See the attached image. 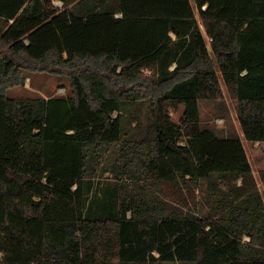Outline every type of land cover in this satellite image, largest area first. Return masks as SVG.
Wrapping results in <instances>:
<instances>
[{
  "label": "trees",
  "instance_id": "trees-1",
  "mask_svg": "<svg viewBox=\"0 0 264 264\" xmlns=\"http://www.w3.org/2000/svg\"><path fill=\"white\" fill-rule=\"evenodd\" d=\"M56 1L0 0V264H264L244 144L199 110L224 84L244 138L264 141V0ZM26 70L70 94L8 97ZM111 146L116 206L91 215L86 179Z\"/></svg>",
  "mask_w": 264,
  "mask_h": 264
},
{
  "label": "rangeland",
  "instance_id": "rangeland-1",
  "mask_svg": "<svg viewBox=\"0 0 264 264\" xmlns=\"http://www.w3.org/2000/svg\"><path fill=\"white\" fill-rule=\"evenodd\" d=\"M54 3L61 6V3L56 0H54ZM23 74L25 77L23 84L8 88V97H50L66 96L70 94L68 79L65 76H56L46 72H33L27 70L24 71ZM223 88L225 92L223 98L199 100L201 124L202 126L211 129L218 137H239L242 134V131H239L236 101L228 95L224 84ZM183 107V105H180L177 110L173 108L169 109L171 119L174 122H178L180 116L182 115ZM116 113L117 112H114V115ZM238 132H240V134H238ZM241 138L243 139V144L253 170L257 173L259 170L264 169V143H251V141L245 139L244 136ZM114 153L115 149L113 146L106 150L101 163L96 167L95 174L86 179L85 200L86 205L88 206L87 208L90 207L91 215L98 214L100 212V202L108 197L111 199L110 201H112L110 210L116 206L118 182L111 176L109 171L111 158ZM257 178V181L259 180L258 187L261 190L264 199L263 186L259 177ZM236 182L238 184L240 183L239 180ZM205 187L206 184L202 181L201 185L195 189V202L200 211H204L206 209ZM243 238L244 240H249L248 236H243ZM157 264H195V262L174 260L159 261Z\"/></svg>",
  "mask_w": 264,
  "mask_h": 264
},
{
  "label": "crops",
  "instance_id": "crops-1",
  "mask_svg": "<svg viewBox=\"0 0 264 264\" xmlns=\"http://www.w3.org/2000/svg\"><path fill=\"white\" fill-rule=\"evenodd\" d=\"M191 2H192V4H194V0H191ZM206 6H207V4H205L204 6H203V8H206ZM121 14L120 13H117L116 14V16H120ZM195 15H196V18H197V20H198V22H199V24H200V20H199V17H198V14H197V9L195 8ZM201 25V24H200ZM169 36L172 38V39H175L176 38V34L173 32V31H170L169 32ZM174 66V63L172 64V66L171 67H173ZM45 98H47V97H45ZM238 124H239V122H238ZM241 130V128H240V125H239V131ZM238 134H240V132H238ZM243 134H241L239 137L241 138V137H243L242 136ZM241 140H242V142H243V139L241 138ZM251 143H264V141H255V142H251ZM246 150V149H245ZM247 153V152H246ZM248 156V155H247ZM252 171H253V174H254V176L256 177V179H258L257 177H259V175H257V173L259 172H255L254 170H253V168H252ZM258 183H259V180L257 181ZM240 184V183H239ZM1 251H0V258H1Z\"/></svg>",
  "mask_w": 264,
  "mask_h": 264
},
{
  "label": "built area",
  "instance_id": "built-area-1",
  "mask_svg": "<svg viewBox=\"0 0 264 264\" xmlns=\"http://www.w3.org/2000/svg\"><path fill=\"white\" fill-rule=\"evenodd\" d=\"M59 2V1H58ZM60 3V2H59Z\"/></svg>",
  "mask_w": 264,
  "mask_h": 264
}]
</instances>
